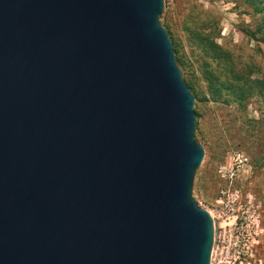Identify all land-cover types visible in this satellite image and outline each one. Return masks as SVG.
Instances as JSON below:
<instances>
[{"label": "water", "instance_id": "water-1", "mask_svg": "<svg viewBox=\"0 0 264 264\" xmlns=\"http://www.w3.org/2000/svg\"><path fill=\"white\" fill-rule=\"evenodd\" d=\"M165 7L0 0V264H211Z\"/></svg>", "mask_w": 264, "mask_h": 264}, {"label": "rangeland", "instance_id": "rangeland-1", "mask_svg": "<svg viewBox=\"0 0 264 264\" xmlns=\"http://www.w3.org/2000/svg\"><path fill=\"white\" fill-rule=\"evenodd\" d=\"M161 23L171 32L183 77L199 98L196 138L205 156L193 197L214 221L211 264H264V100L253 95L243 107L211 99L204 69L210 62V69L225 73L238 86L261 78L263 13L246 0H166ZM196 33L230 56L241 83L228 75L229 60L206 56Z\"/></svg>", "mask_w": 264, "mask_h": 264}, {"label": "trees", "instance_id": "trees-1", "mask_svg": "<svg viewBox=\"0 0 264 264\" xmlns=\"http://www.w3.org/2000/svg\"><path fill=\"white\" fill-rule=\"evenodd\" d=\"M246 2L249 5H251L256 10V12L263 13V16H264V0H246ZM169 34L171 36L170 31H169ZM195 35L199 38L200 43L203 45L202 46L203 50L205 51L206 56L208 58L210 59L213 58L215 60H221V59L229 60V62L225 61L228 75L229 76L231 75L234 78V80L237 81L236 83H241L242 76H240L239 74H235L236 68L232 64L233 62L230 59V56H228L225 52L224 53L218 52L215 48L216 44H213L212 42H210L209 44L207 43L205 44L204 40L207 38V36L202 35L200 33H196ZM174 47H175L178 63L181 66L183 62L181 58L178 56V53H179L178 47L175 44H174ZM209 63H206L205 65L206 67L204 69H205V76L208 82V91L210 93L211 99L220 100L227 105L231 104L232 102H235L243 107L245 106L244 101H246L248 97H251L253 95H256V97H259L264 100V75L261 78L246 79L244 80V83L242 84V86H238V84H235V83L230 84V81H227L224 77L225 73L210 69L211 66H209ZM228 63L229 64L231 63V66ZM187 84L192 89V92L196 100L199 99L197 93H195L193 85H191L190 83H187ZM224 94H226L227 96L222 98ZM262 163L260 164L262 165Z\"/></svg>", "mask_w": 264, "mask_h": 264}]
</instances>
